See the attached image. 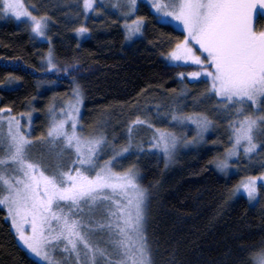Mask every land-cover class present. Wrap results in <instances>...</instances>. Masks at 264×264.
I'll list each match as a JSON object with an SVG mask.
<instances>
[{
	"label": "snow or ice",
	"instance_id": "1",
	"mask_svg": "<svg viewBox=\"0 0 264 264\" xmlns=\"http://www.w3.org/2000/svg\"><path fill=\"white\" fill-rule=\"evenodd\" d=\"M140 2L111 0L112 8L124 17L125 39L142 33L145 17L136 15ZM143 2L150 6L158 23L182 25L183 38H177L163 55L174 65L194 69L186 73L192 78L189 83H198V78L206 80V87L193 97V102L214 97L215 110L231 117L227 121L229 143L214 159L216 168L227 174L230 160L241 155L255 164L253 157L264 148V138L258 135L264 132V28L257 30L254 20L264 15V0ZM76 3V14L82 12L86 17L90 12L101 13L108 0ZM34 8L24 0H0V16L22 19L30 35L42 39L51 17L47 12L36 14ZM74 31L79 36L89 29L80 23ZM44 59L47 68L55 72L68 73L79 66L74 62L61 69L54 62L51 47ZM176 76L184 78L185 73ZM14 79L20 78L9 73L7 81L0 84H11ZM173 91L167 107L160 101L151 105L154 116L180 126L191 122L193 136L183 139V143L202 141L213 121L204 112L179 111L184 105L181 97L188 89L184 86ZM66 96L57 108L53 95L46 108V128L35 138L30 123L34 110L13 113L10 106H0V205L15 237L36 258L34 264H155L146 226L147 189L140 183L136 164L122 166L121 161L133 150H157L167 164L174 159L182 137L141 115L147 104L143 109L134 104L138 111L127 121L126 140L116 144L119 134L112 132L109 139L105 128L100 127L106 121L98 120L91 130L84 131L80 120L83 92L75 76ZM25 117L29 123L23 122ZM142 125L152 130L147 148L143 139L136 138ZM35 144L45 145L47 152L33 157L30 149ZM108 152L111 154L104 160L99 159ZM259 164L264 167V154ZM261 190L264 171L241 177L227 190L225 200L243 194L254 202ZM241 264H264V242L250 250Z\"/></svg>",
	"mask_w": 264,
	"mask_h": 264
},
{
	"label": "trees",
	"instance_id": "2",
	"mask_svg": "<svg viewBox=\"0 0 264 264\" xmlns=\"http://www.w3.org/2000/svg\"><path fill=\"white\" fill-rule=\"evenodd\" d=\"M24 3L34 5L36 14L47 12L51 19L46 40L41 41L30 35L23 21L0 18V81L6 82L9 73L20 78L0 84V106H10L13 113L34 110L31 121L35 138L46 128V108L53 95L58 101L56 107H61L75 76L83 92L80 120L85 132L98 120L106 121L100 127L105 128L109 139L112 132H117L115 143L121 144L126 140L128 119L138 111L134 104L139 109L147 104V110L140 114L151 117V123L170 128L179 136L192 137L191 129L167 118L157 119L151 107L158 101L167 107L173 90L187 86V95L181 97L184 105L178 110L204 112L213 121L202 143L179 149L167 164L153 151L133 150L121 165L135 163L140 183L147 189L146 226L155 264H241L250 250L264 242V190L254 203L241 195L228 200L225 197L241 177L264 171L259 164L264 148L253 157L255 164L241 158L232 163L235 168L228 174L214 168V159L228 146L227 121L231 117L215 110L214 97L194 103L193 97L206 87V80L189 83L187 78H178L176 73L186 74L193 68L165 61L163 53L184 33L158 23L142 2L136 12L145 17L142 34L131 42L124 37L121 16L107 4L101 13L90 12L85 17L82 12L76 14V0ZM263 17L259 15L255 20L257 30L264 26ZM80 23H85L89 32L78 36L74 29ZM50 47L61 69L74 62L79 66L68 73L49 70L44 57ZM151 133L147 125L137 130L136 138L144 140L145 148ZM34 262L16 242L0 207V264Z\"/></svg>",
	"mask_w": 264,
	"mask_h": 264
},
{
	"label": "rangeland",
	"instance_id": "3",
	"mask_svg": "<svg viewBox=\"0 0 264 264\" xmlns=\"http://www.w3.org/2000/svg\"><path fill=\"white\" fill-rule=\"evenodd\" d=\"M141 2L142 3H144L143 2V0H141ZM146 4V3H145ZM107 5L108 6H110L111 8H112V5H111V0H108V3H107ZM149 8H150V6L148 5V4H146ZM114 9V8H113ZM114 10H116V9H114ZM118 13H119V11L118 10H116ZM119 15H120V13H119ZM121 16V15H120ZM264 16V15H263ZM3 18V19H10V20H13V21H15V22H22V19L21 20H18L17 18H15V17H12L11 15H9V16H0V18ZM121 18H122V20L124 19V17L123 16H121ZM257 18V17H256ZM256 18H255V20H256ZM264 18V17H263ZM129 19H131V17H129ZM255 20H254V23H255ZM166 24H169V25H171V26H173L174 28H176V29H178V30H180V31H182L183 32V29H182V25L179 23V22H169V23H166ZM122 27H123V24H122ZM143 27V26H142ZM262 28H264V26L262 27ZM123 30H124V27H123ZM142 34V33H141ZM141 34H138L137 36H135L133 39H131V40H128V39H126V41L127 42H131V41H133L134 39H137V38H139L140 36H141ZM36 39H38V40H41V41H43V40H46V35H45V37H43L42 39L41 38H36ZM197 49H198V45H194ZM164 59H165V61L168 63V64H172V65H174L172 62H170V61H168L165 57H164ZM194 70V69H193ZM184 78H187L186 77V74H185V77ZM187 79H189V80H191L192 78H187ZM198 79H202V78H198ZM205 80V79H204ZM82 104H83V100H82ZM81 112H82V107H81ZM6 115H7V113H5ZM81 116V115H80ZM23 122L24 123H29V120H28V118H24L23 119ZM30 123H31V125H32V121H30ZM5 127H6V125H5ZM184 127H187V128H189V129H191L192 130V133L194 132V126L193 125H191V122H188L187 123V126H184ZM32 129H33V127H32ZM211 130H212V127L211 128H209L207 131H205V133H204V139H205V137L211 132ZM151 135H152V133H151ZM151 135H150V137H151ZM260 137H262V138H264V132H261V133H259L258 134ZM193 136V135H192ZM149 137V138H150ZM181 137H182V141H181V143H180V145L177 147V149H176V152L179 150V149H183V148H188V147H194V146H196V145H198V144H200V143H202V141L204 140H202V141H200V142H198V143H195V144H192V143H189V144H187V145H185L184 143H183V139H187L188 137H185V135H181ZM149 138H148V140H149ZM259 150V149H258ZM151 151H153V152H155V153H157L158 155H161L162 157H163V154H162V152H160V151H157V150H151ZM47 152V149H46V146L45 145H42V144H35V145H33L32 147H31V149H30V154L33 156V157H38L41 153H46ZM241 152H242V149H241ZM176 154V153H175ZM102 156V155H101ZM101 156L99 157V159L100 160H104V159H102L101 158ZM164 158V157H163ZM241 158L242 159H247V158H244L242 155H241ZM241 158H239V159H241ZM239 159H236V158H232L231 160H230V165H231V167H230V169H229V172L228 173H230V172H232L233 170H234V165L232 164L233 162H235V161H237V160H239ZM214 168L217 170V171H219L217 168H216V166H215V163H214ZM220 173H222V174H225V173H223V172H221V171H219ZM227 173V174H228ZM241 196H243V197H245L246 198V196L245 195H243V194H240ZM247 199V198H246ZM250 203H254V202H252V201H249ZM0 207L5 211V209L3 208V206L2 205H0ZM7 218V217H6ZM7 221H8V223L10 224V227H11V221L7 218ZM12 230V229H11ZM12 232H13V234H14V236H15V232H14V230H12ZM15 239H16V242L18 243V245L27 253V251L23 248V246L20 244V242H19V240H18V238H16L15 237ZM33 260H36V258L34 257V256H32L30 253H27ZM58 255H59V253H58Z\"/></svg>",
	"mask_w": 264,
	"mask_h": 264
}]
</instances>
